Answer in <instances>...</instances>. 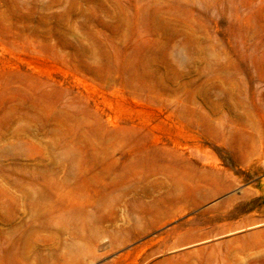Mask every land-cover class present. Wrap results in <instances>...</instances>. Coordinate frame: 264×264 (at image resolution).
<instances>
[{
	"label": "rangeland",
	"instance_id": "obj_1",
	"mask_svg": "<svg viewBox=\"0 0 264 264\" xmlns=\"http://www.w3.org/2000/svg\"><path fill=\"white\" fill-rule=\"evenodd\" d=\"M262 177L264 0H0V264H264Z\"/></svg>",
	"mask_w": 264,
	"mask_h": 264
},
{
	"label": "crops",
	"instance_id": "obj_2",
	"mask_svg": "<svg viewBox=\"0 0 264 264\" xmlns=\"http://www.w3.org/2000/svg\"><path fill=\"white\" fill-rule=\"evenodd\" d=\"M257 184H258L257 185L258 186L257 192L264 199V177L260 178ZM251 214H255V212L254 211L250 212L248 215H251Z\"/></svg>",
	"mask_w": 264,
	"mask_h": 264
}]
</instances>
